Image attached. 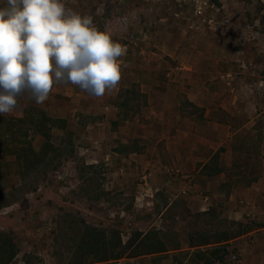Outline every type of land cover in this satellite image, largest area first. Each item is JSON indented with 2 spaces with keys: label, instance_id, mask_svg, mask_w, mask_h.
Wrapping results in <instances>:
<instances>
[{
  "label": "rangeland",
  "instance_id": "374dc122",
  "mask_svg": "<svg viewBox=\"0 0 264 264\" xmlns=\"http://www.w3.org/2000/svg\"><path fill=\"white\" fill-rule=\"evenodd\" d=\"M66 6L90 15L101 30L107 26L126 46L129 67L102 98L62 84L43 104L25 96L4 116L20 118L35 106L53 121L44 129L48 138L40 129L30 133L36 155L28 151L24 162L5 138L0 143V264H95L126 242L127 252L143 247L157 254L114 264L210 258L230 264L242 247L230 242L218 257L212 253L218 246L208 244L238 229L230 198L239 207L247 183L264 171V0H66ZM254 105L261 115L253 125ZM178 131L212 139L213 151L226 149L217 151L212 168L201 169L199 159L213 151L201 143L191 152L193 135ZM175 141L185 148L180 160ZM186 157L201 170L195 176L181 167L189 166ZM234 161L232 169L221 167ZM165 165L181 172L174 167L167 176ZM206 195L210 210L197 212ZM246 224L241 235L258 223ZM175 246L184 250L169 252ZM254 250L245 264H264Z\"/></svg>",
  "mask_w": 264,
  "mask_h": 264
},
{
  "label": "clouds",
  "instance_id": "9594fccd",
  "mask_svg": "<svg viewBox=\"0 0 264 264\" xmlns=\"http://www.w3.org/2000/svg\"><path fill=\"white\" fill-rule=\"evenodd\" d=\"M66 0H5L0 7V115L27 96L48 100L54 86L74 85L94 98L111 94L129 67L126 46Z\"/></svg>",
  "mask_w": 264,
  "mask_h": 264
},
{
  "label": "crops",
  "instance_id": "0c3cea01",
  "mask_svg": "<svg viewBox=\"0 0 264 264\" xmlns=\"http://www.w3.org/2000/svg\"><path fill=\"white\" fill-rule=\"evenodd\" d=\"M190 101L199 105V106L203 105V103H201V101H199L195 98H190ZM238 101H240V98L236 97L232 102H230V104L236 103ZM241 101H243V99ZM250 102L254 103L253 101H250ZM209 103H213V102H209ZM221 105H224V104H221ZM254 107H255V110L257 111V113L252 114V116L250 117V122H252L253 125L255 124L256 119H258V117L261 115V113H258L259 111H258L256 105H254ZM226 126H228V125H226ZM178 132H179V133H177L178 136H181V135L183 136V134H185V135H191L192 134L193 135L194 142H193V145L191 148V152H193L197 147L201 146V143H203L204 146L206 145L205 147L207 149L209 148V151L211 149V152L213 151V149H215L213 144H212L213 140L209 139L208 137H207V139H205V142H202L201 140H199V137L201 136L199 134L197 135V134L191 133L189 131L188 132L178 131ZM177 135L175 134L173 137L175 138V137H177ZM221 148H225V147L222 146L219 149L221 150ZM174 149H175L174 151H176L177 155L179 156L177 159L180 160V157L182 156L180 154H182L185 151V148H183V146H181L179 144V142L175 141ZM219 149L214 150L210 157H205L203 159L202 158L199 159V157H196L200 161L201 160L205 161L201 169H203L205 167L206 168H212L211 164L214 161V157L217 154V151H219ZM239 149H240L239 153L243 152L241 147H239ZM192 159H195V158L192 157ZM199 160H197V161H199ZM186 161H187V163H185V164H187L189 166H187V168L185 165L181 166V167H185V170L187 171L186 177L195 176V174L193 173L194 171H197L198 173H199V171H201V170H197L196 164H194L193 167L192 166L190 167V157H186ZM193 161H195V160H193ZM234 163H235V161L232 163L231 166L221 165V167H224L227 170L232 169L235 166ZM164 167L166 170L164 169V171H162V172L165 175H167V174L169 175V171H171L175 168L178 169L177 171L181 172V168L178 165H176V166H168V165L166 166L165 165ZM164 167H162V170ZM211 174H212V172H208V175H211ZM221 174L222 175L225 174V171ZM261 174L262 175H260L259 173L256 174L258 176V178L255 179L254 181L247 183L248 185H247V191L245 192V195L242 196L238 200L239 207H237V206L232 207V204L234 201L233 197H231L230 201H229V204H231V208L229 209V213L231 215L230 217H232V219H233V220H231V222L243 223L245 226H247L246 223H251V221L255 220L258 223L255 226V228L253 229V227H251V228L249 227V229L246 230L243 233V235H240V236H238L234 239H231L229 241H226V239L224 238L222 241H215V242L208 244L209 246L216 247V246H222L225 244L229 245L230 242H233V243L235 242L237 247L238 246L242 247V249L239 248V251H238L239 252L238 254H239L240 259H241V264H245V262L248 261L249 255H251V251H249V247L252 249H255L254 250L255 255H253V257L259 258L260 255H264V251L262 250V248H263L262 246L264 245V171ZM212 204H213V199L210 198L209 195H206V196L202 197L201 202L198 203V209H195L196 207H193V208L197 212L200 211L202 213H207L210 210ZM260 245H262V246H260ZM189 247L191 248V246H188V248ZM181 250H184V248H180L179 246H175L169 252L175 253V252H178ZM155 254H157V253H155ZM155 254L153 253L151 255H155ZM146 255L148 256V254H146ZM146 255H142V256H146ZM135 258H137V257H135ZM262 258H264V256ZM124 259H130V258L123 257V258L115 260V261L114 260L102 261V262H96L95 264L121 263V261H123ZM262 261H263V259H262ZM80 264H82V263H80Z\"/></svg>",
  "mask_w": 264,
  "mask_h": 264
},
{
  "label": "trees",
  "instance_id": "16d2710c",
  "mask_svg": "<svg viewBox=\"0 0 264 264\" xmlns=\"http://www.w3.org/2000/svg\"><path fill=\"white\" fill-rule=\"evenodd\" d=\"M24 112L25 113H24L23 117H20V118L15 117V116H12V117L0 116V143H1L2 139L5 138L6 142L8 144L10 143V145L12 147L11 151L13 152V154L15 155V157L18 159L19 162H24V161L28 160V158L26 156V154L28 155V153H27L28 151H31L33 153L32 157L33 156L35 157V155H36L33 145L31 144V142L29 140H26L29 138L30 133L39 132V129H40V131L43 133L45 138H48L50 136V134H49L50 132L45 131L44 129H48V128L51 129V125L48 126V122L51 124V122L53 121V119L49 115H47V113L43 109L35 107V106H32V107L25 109ZM15 124H17L16 129L14 127ZM21 138H23L24 140H22ZM7 143H6V145L8 147ZM221 150H225V148H221ZM234 164H237V162L235 161ZM242 164H244V163L239 162V166H241ZM222 168H224V167H222ZM257 178H258V176L256 175V177L251 178L250 180L254 181ZM251 181H249V182H251ZM233 224L237 225L238 229L235 231H229V232L225 233L223 239L225 238L226 241H229L231 239H234V238L240 236L243 232V230H241V228L246 227L243 223L233 222ZM223 239H221L220 241H222ZM119 245H120V243H119ZM222 246H224V247L218 246V248H215L212 253L219 257V256H221L220 253L222 250L227 252L228 251V248H227L228 244H225ZM128 248L129 247L127 246V242H126L125 244H123V246L120 245V247L117 250H114V252L110 253L111 256L109 258H107V256H106L104 258H101V260H98L97 262L109 261V260L115 261V260L121 259L123 257H134V256L142 255V254L143 255L152 254L151 252H146V251L143 252V247H140L141 251L137 252L135 254H133L131 252H127ZM100 250H98V252H97L98 254H99ZM131 251H133V250H131ZM153 253H157V252H153ZM207 264H213V259L210 258L208 260Z\"/></svg>",
  "mask_w": 264,
  "mask_h": 264
},
{
  "label": "built area",
  "instance_id": "2783aa9c",
  "mask_svg": "<svg viewBox=\"0 0 264 264\" xmlns=\"http://www.w3.org/2000/svg\"><path fill=\"white\" fill-rule=\"evenodd\" d=\"M230 259H231V263L230 264H239V263H241V259H240L239 254H235V253L232 254Z\"/></svg>",
  "mask_w": 264,
  "mask_h": 264
}]
</instances>
